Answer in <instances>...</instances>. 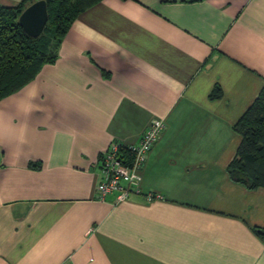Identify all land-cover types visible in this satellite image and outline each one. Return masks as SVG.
Here are the masks:
<instances>
[{
    "label": "crops",
    "instance_id": "obj_1",
    "mask_svg": "<svg viewBox=\"0 0 264 264\" xmlns=\"http://www.w3.org/2000/svg\"><path fill=\"white\" fill-rule=\"evenodd\" d=\"M263 88L264 0L82 11L57 61L0 101V264H264V187L228 173ZM154 120L140 186L98 198L102 155Z\"/></svg>",
    "mask_w": 264,
    "mask_h": 264
},
{
    "label": "trees",
    "instance_id": "obj_2",
    "mask_svg": "<svg viewBox=\"0 0 264 264\" xmlns=\"http://www.w3.org/2000/svg\"><path fill=\"white\" fill-rule=\"evenodd\" d=\"M38 0L0 7V101L31 83L45 65L54 64L59 49L78 15L100 0H45L49 20L39 38L19 25L23 11ZM220 90L212 98L219 97ZM242 142L228 167L232 181L250 190L264 187V88L236 124ZM125 163L132 155L122 150ZM35 167L36 165H32ZM264 238V232L258 231Z\"/></svg>",
    "mask_w": 264,
    "mask_h": 264
},
{
    "label": "built area",
    "instance_id": "obj_3",
    "mask_svg": "<svg viewBox=\"0 0 264 264\" xmlns=\"http://www.w3.org/2000/svg\"><path fill=\"white\" fill-rule=\"evenodd\" d=\"M164 129L162 120H154L138 144H112L101 157L104 179L97 187L98 198L103 200L107 195L117 193L118 201L122 202L129 197L132 188L140 186L142 166ZM122 150L132 155L130 163L123 161Z\"/></svg>",
    "mask_w": 264,
    "mask_h": 264
},
{
    "label": "water",
    "instance_id": "obj_4",
    "mask_svg": "<svg viewBox=\"0 0 264 264\" xmlns=\"http://www.w3.org/2000/svg\"><path fill=\"white\" fill-rule=\"evenodd\" d=\"M48 20L47 2L38 0L23 11L19 17V25L27 36L39 38Z\"/></svg>",
    "mask_w": 264,
    "mask_h": 264
}]
</instances>
